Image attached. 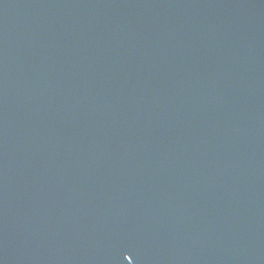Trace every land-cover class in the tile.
I'll list each match as a JSON object with an SVG mask.
<instances>
[{"label": "water", "instance_id": "water-1", "mask_svg": "<svg viewBox=\"0 0 264 264\" xmlns=\"http://www.w3.org/2000/svg\"><path fill=\"white\" fill-rule=\"evenodd\" d=\"M0 264H264V0H0Z\"/></svg>", "mask_w": 264, "mask_h": 264}]
</instances>
